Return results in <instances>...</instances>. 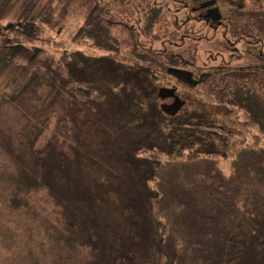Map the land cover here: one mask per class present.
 <instances>
[{
	"label": "trees",
	"instance_id": "1",
	"mask_svg": "<svg viewBox=\"0 0 264 264\" xmlns=\"http://www.w3.org/2000/svg\"><path fill=\"white\" fill-rule=\"evenodd\" d=\"M35 3L8 34L15 43L56 44L47 34L55 8L38 18ZM84 36L105 52L32 60L0 93V202L39 222L37 239L24 221L25 241L55 250L52 264H264V92L229 83L220 121L199 108L167 114L157 86L166 62L136 49L124 54L100 18ZM39 67L54 79L49 95L32 78ZM177 83L208 102L221 87ZM238 132L252 142L235 139L223 151L219 141ZM34 191L52 203L40 215L31 213Z\"/></svg>",
	"mask_w": 264,
	"mask_h": 264
},
{
	"label": "rangeland",
	"instance_id": "2",
	"mask_svg": "<svg viewBox=\"0 0 264 264\" xmlns=\"http://www.w3.org/2000/svg\"><path fill=\"white\" fill-rule=\"evenodd\" d=\"M30 1L0 0V93L17 80L32 60L49 57L60 64L61 56L73 50L96 56L103 54L105 51L93 46L91 39L84 36L96 18L111 27L124 54L136 49L166 62L168 67L159 73L157 86L160 107L167 114L199 108L220 121L228 109L222 88L229 83L247 84L264 92V20L260 18L264 0H37L32 12L38 18L49 7L55 8V18L47 34L54 37L57 46L15 43L8 34ZM222 21L226 24L222 25ZM34 77L44 80L49 95L54 79L40 67L34 71ZM177 81L201 92H206L210 84L221 83V87L215 92L214 101L208 102ZM57 113L55 109L50 115V124L39 146L51 134ZM253 131L256 133L258 129ZM235 139L252 142L253 136L238 132L219 141L220 148L226 150ZM221 166L229 172L228 161L221 160ZM32 198L35 201L31 213L36 211L40 215L41 211L37 210L41 205L52 206L43 197V191H34ZM26 218L13 214L0 202V234L6 240L5 243L0 240V264H52L55 250L50 247L44 250L45 245L39 241L37 244L35 238L25 241L28 230L24 221L33 223L37 239L41 232L39 222ZM20 221L24 224L17 225ZM25 250L34 254L24 256Z\"/></svg>",
	"mask_w": 264,
	"mask_h": 264
},
{
	"label": "flooded vegetation",
	"instance_id": "3",
	"mask_svg": "<svg viewBox=\"0 0 264 264\" xmlns=\"http://www.w3.org/2000/svg\"><path fill=\"white\" fill-rule=\"evenodd\" d=\"M221 24H222V25H224V24H226V23H225V21H222V23H221Z\"/></svg>",
	"mask_w": 264,
	"mask_h": 264
}]
</instances>
